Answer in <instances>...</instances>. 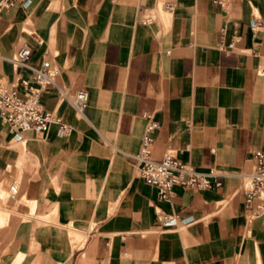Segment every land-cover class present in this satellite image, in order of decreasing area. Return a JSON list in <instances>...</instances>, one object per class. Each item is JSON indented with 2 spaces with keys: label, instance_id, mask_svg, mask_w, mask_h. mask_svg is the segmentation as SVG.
I'll return each mask as SVG.
<instances>
[{
  "label": "crops",
  "instance_id": "obj_1",
  "mask_svg": "<svg viewBox=\"0 0 264 264\" xmlns=\"http://www.w3.org/2000/svg\"><path fill=\"white\" fill-rule=\"evenodd\" d=\"M256 18L257 25L252 21ZM235 41L233 47L230 43ZM31 47L58 81L89 92L83 114L49 87L42 103L70 126L14 132L0 120V264H264V212L242 174L264 151V0H27L0 11V81L24 90ZM167 151L221 186L139 175L147 116ZM184 222L158 226L157 209Z\"/></svg>",
  "mask_w": 264,
  "mask_h": 264
},
{
  "label": "built area",
  "instance_id": "obj_2",
  "mask_svg": "<svg viewBox=\"0 0 264 264\" xmlns=\"http://www.w3.org/2000/svg\"><path fill=\"white\" fill-rule=\"evenodd\" d=\"M27 0H0V11L3 7H11L16 4H25ZM222 8L231 7L234 0H215ZM252 25H257L256 18ZM235 39L230 47L235 44ZM31 47L21 46L12 57L14 65L30 68L33 71L31 80L22 79L24 90L17 85L7 86L0 81V120L8 124L16 133L24 130H33L39 133L45 132L51 124L56 123L61 134L70 131L68 123L54 110L47 109L42 103V95L53 87L58 91L61 101L70 102L76 110L83 114L88 105L89 92L86 88H80L73 94L66 86L58 81L59 70L54 66L49 57H45L39 67H34L30 62ZM258 73L264 75V65L259 66ZM158 126V121L151 115L147 116L145 133L142 137L141 147L138 153L132 154L138 167L139 175L158 190L160 199H170L173 195V186L176 184L198 189L221 186L222 181L219 171L198 170L183 162L171 151H167L163 157L155 158L152 153L154 142L153 131ZM253 157L256 159L254 169L242 174L244 198L255 204L254 212H264V151L255 149ZM158 226L162 230L174 229L184 222L176 213L157 209Z\"/></svg>",
  "mask_w": 264,
  "mask_h": 264
}]
</instances>
